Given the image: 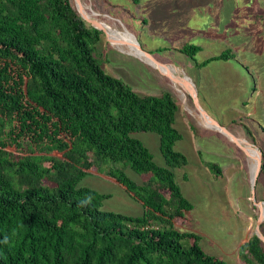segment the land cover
Returning <instances> with one entry per match:
<instances>
[{
    "label": "trees",
    "instance_id": "1",
    "mask_svg": "<svg viewBox=\"0 0 264 264\" xmlns=\"http://www.w3.org/2000/svg\"><path fill=\"white\" fill-rule=\"evenodd\" d=\"M101 34L73 0H0V264H225L202 250L200 236L176 228L193 208L175 179L187 165L174 150L177 98L140 96L106 73ZM232 58L226 50L199 67ZM137 133L159 137L165 166ZM203 164L221 176L215 163ZM126 169L145 180L135 183ZM88 175L119 186L142 215L102 211L111 196L78 187ZM239 259L264 264L254 233Z\"/></svg>",
    "mask_w": 264,
    "mask_h": 264
},
{
    "label": "rangeland",
    "instance_id": "2",
    "mask_svg": "<svg viewBox=\"0 0 264 264\" xmlns=\"http://www.w3.org/2000/svg\"><path fill=\"white\" fill-rule=\"evenodd\" d=\"M81 2L97 20L127 32L155 60L180 69L179 73L194 83L201 108L219 125L254 144L264 156V0ZM185 45L198 46L199 52L194 56L180 53ZM125 48L111 45L104 34L100 35L97 58L106 73L121 79L140 96H159L167 91L178 100L174 125L182 138L174 150L185 155L187 165L175 170V179L193 208L177 230L200 236L202 250L225 264H243L239 248L254 233L259 213L251 196L252 160L215 131L201 127L195 136L189 121L203 122L187 94ZM226 50L234 58L199 67ZM134 137L157 165L165 166L156 134L137 133ZM203 162L215 163L222 170L221 176L215 178ZM125 174L139 185L146 178L130 169ZM78 187L110 195L103 202L104 212L142 215L141 206L119 186L98 176H86ZM255 201L264 203L263 175L255 186Z\"/></svg>",
    "mask_w": 264,
    "mask_h": 264
},
{
    "label": "water",
    "instance_id": "3",
    "mask_svg": "<svg viewBox=\"0 0 264 264\" xmlns=\"http://www.w3.org/2000/svg\"><path fill=\"white\" fill-rule=\"evenodd\" d=\"M75 9L82 20L88 24L93 29L100 31L104 34L108 43L111 45H121V46H132L137 52L142 54V57L139 59L143 60L153 68H155L162 76L166 77L173 85L180 87V89L187 94V96L191 99L193 107L198 114L199 119L203 122L204 126L212 131H215L221 135H223L229 142L234 144L239 150H241L244 155L252 160L253 170L251 173V196L255 206L258 208L259 213L256 219V224L254 227V234L258 237V239L264 244V235L260 230V225L264 221V203L255 201V186L257 183V179L260 173L261 164H262V153L261 151L252 143H249L246 140H243L233 133H231L224 126L219 125L216 121H214L200 106L199 100L197 97V91L190 81V79L182 74H180L177 68L173 65L162 64L155 60L149 53L142 50L140 45L135 42H129L125 39L115 38V35L111 36L109 32L110 30L107 28L103 22L97 20L94 14H90L85 9L81 0H73ZM107 29H106V28Z\"/></svg>",
    "mask_w": 264,
    "mask_h": 264
},
{
    "label": "bare ground",
    "instance_id": "4",
    "mask_svg": "<svg viewBox=\"0 0 264 264\" xmlns=\"http://www.w3.org/2000/svg\"><path fill=\"white\" fill-rule=\"evenodd\" d=\"M95 15V14H94ZM96 16V15H95ZM104 25L109 28L110 30L107 29V31L109 32V34L112 36L113 34L115 35V38H121V39H125L129 42H135V39L133 37H131L127 32H120L118 30L112 29L111 27H109L107 24L104 23ZM113 35V36H114ZM121 46V45H119ZM127 48V51L129 54L139 58L142 57V54L137 52L132 46H124ZM122 49V47H120ZM125 48V49H126ZM125 51V50H124ZM125 53V52H124ZM141 60V59H140ZM143 61V60H142ZM146 63V62H145ZM179 72V71H178ZM251 170H253V166L251 165ZM264 209V208H263Z\"/></svg>",
    "mask_w": 264,
    "mask_h": 264
},
{
    "label": "crops",
    "instance_id": "5",
    "mask_svg": "<svg viewBox=\"0 0 264 264\" xmlns=\"http://www.w3.org/2000/svg\"><path fill=\"white\" fill-rule=\"evenodd\" d=\"M177 70L180 71V69H178V68H177ZM184 76H185V75H184ZM186 77H187V76H186ZM190 81H191V80H190ZM191 82H192V81H191ZM192 83H193V82H192ZM193 84H194V83H193ZM187 110H188V109H187ZM188 111H189V110H188ZM192 120H193V118H192ZM192 120H191V121H192ZM193 121H194V120H193ZM175 122H176V120H175ZM174 124H175V123H174ZM202 124H203V123H202ZM196 126H197L198 128H200V129H202L201 127H203V129H204L205 131H208V130H209L208 128H206V127L204 126V124H203V125H201V124H199V125L196 124ZM174 127H175V125H174ZM207 129H208V130H207Z\"/></svg>",
    "mask_w": 264,
    "mask_h": 264
}]
</instances>
